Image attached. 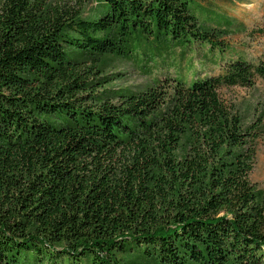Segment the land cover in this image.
Returning a JSON list of instances; mask_svg holds the SVG:
<instances>
[{
    "label": "trees",
    "instance_id": "1",
    "mask_svg": "<svg viewBox=\"0 0 264 264\" xmlns=\"http://www.w3.org/2000/svg\"><path fill=\"white\" fill-rule=\"evenodd\" d=\"M203 9L0 0V264H264V125L221 95L264 81V20L250 61ZM194 44L236 58L189 86L117 83L113 59Z\"/></svg>",
    "mask_w": 264,
    "mask_h": 264
},
{
    "label": "rangeland",
    "instance_id": "2",
    "mask_svg": "<svg viewBox=\"0 0 264 264\" xmlns=\"http://www.w3.org/2000/svg\"><path fill=\"white\" fill-rule=\"evenodd\" d=\"M198 1L204 6V13L209 10L219 14L218 16L231 24L232 33L223 40L225 46H229L250 61L259 57L263 40L257 36H250L249 32L264 20V0ZM196 5L194 2L191 4L192 11L197 10L194 8ZM65 7L75 10L77 5L74 2H67ZM149 56L139 54L134 60L113 59L114 71L122 75L117 83L126 88L139 89L170 79L189 86L196 81L219 75L222 66L236 58L227 51L211 55L197 44L187 49L186 56L178 49L169 56L156 52ZM221 95L233 104H248L252 109V115L264 125V81L256 80L251 88L236 86L223 89ZM249 180L254 186L264 190V133L257 142L256 160Z\"/></svg>",
    "mask_w": 264,
    "mask_h": 264
}]
</instances>
